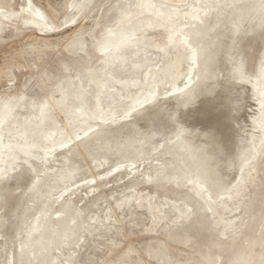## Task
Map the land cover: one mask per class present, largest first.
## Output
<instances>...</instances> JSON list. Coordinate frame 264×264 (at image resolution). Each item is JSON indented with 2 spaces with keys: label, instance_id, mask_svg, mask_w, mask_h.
<instances>
[{
  "label": "rangeland",
  "instance_id": "1",
  "mask_svg": "<svg viewBox=\"0 0 264 264\" xmlns=\"http://www.w3.org/2000/svg\"><path fill=\"white\" fill-rule=\"evenodd\" d=\"M234 1L0 0V264H264V0L224 42L240 71L225 156L251 131V159L213 197L175 144L195 114L193 39ZM145 110V143L133 125L132 144L120 132L57 188L43 183Z\"/></svg>",
  "mask_w": 264,
  "mask_h": 264
},
{
  "label": "bare ground",
  "instance_id": "2",
  "mask_svg": "<svg viewBox=\"0 0 264 264\" xmlns=\"http://www.w3.org/2000/svg\"><path fill=\"white\" fill-rule=\"evenodd\" d=\"M259 1L235 0L230 4L232 8L223 19L219 22L210 21L205 27V31L196 39H193L192 42V46L195 48L192 60L193 64L197 65L199 77L186 93L185 100H188L189 93L193 92L195 94V102L192 104L188 103L186 106L187 110L189 105H192L194 108L190 107L192 110L188 109V111L194 110L195 114H193L194 118L191 122L188 121L190 123V131L187 138L178 139L175 144L188 153L191 167L198 168L200 172H204L205 176H198V178L203 180L205 187L213 197L221 190V185L224 183L225 178L230 179L226 184H231L237 176V167L252 157L251 148L254 142L252 134L254 135V132L250 133L251 131L247 132L245 144L235 161L225 156L233 149L232 145L236 136V124L238 122L232 116L234 110L231 107L234 103L231 97L228 96L230 91L227 83L231 82L229 80L230 77L237 78L240 71L238 67L232 69L228 65L227 57H225L227 49L224 42L232 36L243 16H248L250 12L257 10L255 6L260 4ZM220 8L223 7L221 6ZM207 32L212 37L208 36ZM214 39H217L216 43L212 42ZM172 68L175 67L173 66ZM223 77H225V80H222ZM215 86L216 91L212 89ZM157 106L154 107L153 112L158 110ZM149 114L150 112L145 110L137 121L130 124L128 129H121L122 131L117 133H112L111 131L94 133L93 136L72 148L68 152L70 156L60 162V166L55 169L52 178L51 176L50 179L45 177L43 183H48L47 185L50 188H57L60 183L71 177L74 171L77 170L74 165L75 158L81 155L82 151L86 152L92 149L95 150L96 147H104L108 143L114 142V136L119 137L120 132V135L123 134L125 136L117 141L121 143L122 148H125L127 144H132L134 135L130 128L133 125V128L137 129L138 142L141 144L145 143L151 134V123L149 118L146 117ZM181 128L182 126H179L180 131ZM254 128H257V126ZM199 170H196L197 174ZM42 187L46 188L45 186ZM44 226L47 227L46 224Z\"/></svg>",
  "mask_w": 264,
  "mask_h": 264
}]
</instances>
